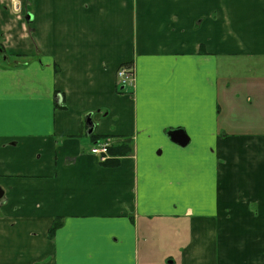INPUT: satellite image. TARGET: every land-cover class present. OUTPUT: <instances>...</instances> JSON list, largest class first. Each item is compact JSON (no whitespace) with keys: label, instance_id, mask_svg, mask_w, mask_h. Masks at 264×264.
Instances as JSON below:
<instances>
[{"label":"crops","instance_id":"obj_1","mask_svg":"<svg viewBox=\"0 0 264 264\" xmlns=\"http://www.w3.org/2000/svg\"><path fill=\"white\" fill-rule=\"evenodd\" d=\"M0 189V264H264V0H0Z\"/></svg>","mask_w":264,"mask_h":264},{"label":"built area","instance_id":"obj_2","mask_svg":"<svg viewBox=\"0 0 264 264\" xmlns=\"http://www.w3.org/2000/svg\"><path fill=\"white\" fill-rule=\"evenodd\" d=\"M118 82L120 84L130 83L133 79V71L129 67H120L117 71ZM110 146V140L105 139L102 142L95 144L90 152L95 155L99 160L104 161L108 158V149Z\"/></svg>","mask_w":264,"mask_h":264},{"label":"water","instance_id":"obj_3","mask_svg":"<svg viewBox=\"0 0 264 264\" xmlns=\"http://www.w3.org/2000/svg\"><path fill=\"white\" fill-rule=\"evenodd\" d=\"M27 19H30V15L27 17ZM57 101H60V99L57 98ZM87 124L90 126L89 132H91L92 122H91V119L89 117L87 118ZM169 137H170L171 141L179 144L180 146H185L189 142L188 135L183 130H180V129L170 131ZM2 194H3V191L0 189V197L2 196Z\"/></svg>","mask_w":264,"mask_h":264},{"label":"trees","instance_id":"obj_4","mask_svg":"<svg viewBox=\"0 0 264 264\" xmlns=\"http://www.w3.org/2000/svg\"><path fill=\"white\" fill-rule=\"evenodd\" d=\"M126 151H130V148L127 146ZM109 152H111V148H109ZM61 224V219L57 218L53 221V223L51 224L49 230H48V236L51 237L55 231V229H57L59 227V225Z\"/></svg>","mask_w":264,"mask_h":264},{"label":"rangeland","instance_id":"obj_5","mask_svg":"<svg viewBox=\"0 0 264 264\" xmlns=\"http://www.w3.org/2000/svg\"><path fill=\"white\" fill-rule=\"evenodd\" d=\"M157 155H159V156H160V154H158V153H157Z\"/></svg>","mask_w":264,"mask_h":264}]
</instances>
